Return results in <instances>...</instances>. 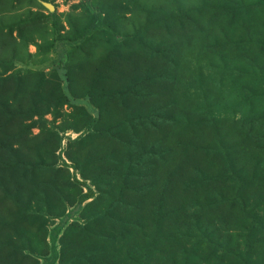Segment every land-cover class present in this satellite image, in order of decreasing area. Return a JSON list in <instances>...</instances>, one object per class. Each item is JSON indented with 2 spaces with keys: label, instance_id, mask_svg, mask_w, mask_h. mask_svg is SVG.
Listing matches in <instances>:
<instances>
[{
  "label": "rangeland",
  "instance_id": "1",
  "mask_svg": "<svg viewBox=\"0 0 264 264\" xmlns=\"http://www.w3.org/2000/svg\"><path fill=\"white\" fill-rule=\"evenodd\" d=\"M0 264H264V0H0Z\"/></svg>",
  "mask_w": 264,
  "mask_h": 264
},
{
  "label": "water",
  "instance_id": "2",
  "mask_svg": "<svg viewBox=\"0 0 264 264\" xmlns=\"http://www.w3.org/2000/svg\"><path fill=\"white\" fill-rule=\"evenodd\" d=\"M46 6H47L49 9L52 8V5H50V4H46Z\"/></svg>",
  "mask_w": 264,
  "mask_h": 264
}]
</instances>
